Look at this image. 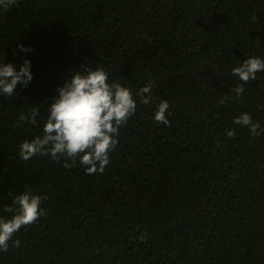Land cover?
Listing matches in <instances>:
<instances>
[{
	"label": "trees",
	"instance_id": "16d2710c",
	"mask_svg": "<svg viewBox=\"0 0 264 264\" xmlns=\"http://www.w3.org/2000/svg\"><path fill=\"white\" fill-rule=\"evenodd\" d=\"M251 56L264 58V0H17L0 9V61L19 68L27 57L34 76L0 96V216L22 192L47 197L0 264H264V72L240 97L231 72ZM97 64L133 93L153 84L150 104L134 97L109 165L88 173L78 159L21 160L19 145L41 135L58 87ZM161 100L167 126L153 120ZM33 108L37 123L17 126ZM244 112L257 135L233 122Z\"/></svg>",
	"mask_w": 264,
	"mask_h": 264
},
{
	"label": "clouds",
	"instance_id": "9594fccd",
	"mask_svg": "<svg viewBox=\"0 0 264 264\" xmlns=\"http://www.w3.org/2000/svg\"><path fill=\"white\" fill-rule=\"evenodd\" d=\"M17 0H0V9H7ZM19 51L27 54L30 47L19 45ZM241 84L233 88L236 97L244 94V84L257 78L258 72H264V58L247 57L238 66L231 69ZM31 60L24 58L17 68L15 63L0 61V96L15 95L18 86L27 87L33 80ZM153 84L147 83L135 93L119 82L111 81L109 73L97 64L95 67L84 66V71L71 72L70 79H66L57 89V96L47 104V118L43 123L41 135L31 140H25L19 145V158L28 161L36 155L50 156L59 161L61 157L79 161L86 172H103L110 163V153L118 144V132L122 125L135 114L137 101L148 105L152 102ZM232 97L226 96L224 103ZM170 104L161 100L156 106L153 120L157 123L169 125L172 115ZM39 112L33 108L30 113L20 114L17 126L23 124L35 125ZM233 122L240 126H247L253 135H257L260 128L254 123L250 113L244 112L234 117ZM227 136L232 137L235 131L227 130ZM46 196L22 192L12 197V204L5 205L4 211L10 213L8 217L0 216V252L9 249V242L18 247L19 240H13L15 233L22 226L35 223L44 215L41 207Z\"/></svg>",
	"mask_w": 264,
	"mask_h": 264
}]
</instances>
